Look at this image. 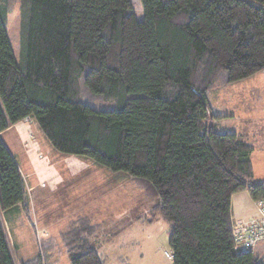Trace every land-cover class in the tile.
Returning a JSON list of instances; mask_svg holds the SVG:
<instances>
[{
  "label": "trees",
  "instance_id": "16d2710c",
  "mask_svg": "<svg viewBox=\"0 0 264 264\" xmlns=\"http://www.w3.org/2000/svg\"><path fill=\"white\" fill-rule=\"evenodd\" d=\"M11 3L0 0V264H16L2 215L31 205L1 135L26 118L57 151L125 173L157 200L174 264H264L238 243L231 208L242 191L264 203L255 146L215 129L209 99L218 80L264 75V0H141L142 19L131 0H20L16 51ZM95 227L80 217L60 233L71 264H105ZM41 243L22 264H59L55 241Z\"/></svg>",
  "mask_w": 264,
  "mask_h": 264
},
{
  "label": "rangeland",
  "instance_id": "374dc122",
  "mask_svg": "<svg viewBox=\"0 0 264 264\" xmlns=\"http://www.w3.org/2000/svg\"><path fill=\"white\" fill-rule=\"evenodd\" d=\"M12 2L8 30L16 51L20 0ZM131 2L133 12L142 19L141 0ZM222 81L209 94L213 112L222 116L213 125L219 132L239 133L258 154L264 148V75L223 86ZM1 136L21 169L31 198L27 212L10 213L7 218L2 215L16 264L40 254L41 239L53 240L61 249L60 233L80 217L96 226L93 240L105 264H174L169 245L171 224L152 217L157 200L146 198L129 175L113 172L88 157L57 151L30 118ZM232 202L231 208L238 203ZM262 217L264 213L260 222H264ZM50 256L54 263L59 259V264H71L65 250L61 254L52 251Z\"/></svg>",
  "mask_w": 264,
  "mask_h": 264
},
{
  "label": "crops",
  "instance_id": "0c3cea01",
  "mask_svg": "<svg viewBox=\"0 0 264 264\" xmlns=\"http://www.w3.org/2000/svg\"><path fill=\"white\" fill-rule=\"evenodd\" d=\"M16 125L17 124L11 126L7 130L16 127ZM260 151L261 152L258 151V154H256L257 152L255 148L253 153L254 176L256 180H264V148ZM232 200V203H234V200H237L239 203L235 204V207H233L234 204H232V219L236 234L241 229H245L250 224L254 223L253 226L255 227V231L259 233L260 237L253 244V246L247 249L253 250L257 254L264 255V244L261 243V241H264V222L259 221L261 214H263L261 206L259 207V203L261 202L254 201L248 191H242L234 194ZM262 220L264 221V217H262ZM246 235L250 236L251 233L247 232Z\"/></svg>",
  "mask_w": 264,
  "mask_h": 264
},
{
  "label": "built area",
  "instance_id": "2783aa9c",
  "mask_svg": "<svg viewBox=\"0 0 264 264\" xmlns=\"http://www.w3.org/2000/svg\"><path fill=\"white\" fill-rule=\"evenodd\" d=\"M262 204V202H261ZM262 212L264 213V206L261 207ZM254 223L250 224L247 228L241 229L237 234H236V239L238 243H240L241 247L243 249L250 248L253 246V244L259 239L260 235L255 231V227L253 226ZM250 232L251 235L247 236L246 233Z\"/></svg>",
  "mask_w": 264,
  "mask_h": 264
}]
</instances>
